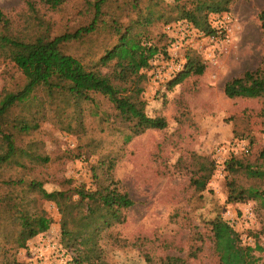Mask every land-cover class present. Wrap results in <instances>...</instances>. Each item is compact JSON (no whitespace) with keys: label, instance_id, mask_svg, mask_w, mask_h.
<instances>
[{"label":"rangeland","instance_id":"374dc122","mask_svg":"<svg viewBox=\"0 0 264 264\" xmlns=\"http://www.w3.org/2000/svg\"><path fill=\"white\" fill-rule=\"evenodd\" d=\"M30 1L36 3L34 13ZM178 1L184 0H139L133 7L134 0H110L95 32L63 45L67 53L96 64L116 42L114 27L124 29L144 17L146 6L163 12L148 32L152 36L165 33L171 40L167 53L152 60L148 78L141 83V97L146 113L164 117L167 126L147 129L125 142L129 124L107 97L96 94L81 106L52 110L42 92L38 102L18 106L14 113H28L44 102L46 115L40 128L19 135L18 144L27 148L37 144V151L48 156L49 162L0 170V209L9 191L4 180L11 176L40 180L48 191H70L81 185L95 189V170L103 179L111 174L134 200L125 211V222L103 232L114 237V241L103 240L109 264H150V259L157 261L168 254L186 258V264H219L210 224L217 216L234 227L244 244L261 247L255 255L264 264V204L253 199L228 200L230 180L263 189L264 181L250 179L242 170L230 173L225 163L238 156L264 165V97L230 98L224 91L228 80L262 62L264 36L258 13L264 0H231L228 11L208 13V23L215 29L212 34L186 18L176 19L178 9L173 5ZM0 8L13 21L14 31L24 28L28 35L45 27L41 24L50 28L52 36L74 31L93 16L88 0H66L57 9L41 0H0ZM192 60L204 64V72L171 85ZM24 83L13 62L0 64V93L18 90ZM203 177H209L204 186L194 183ZM41 206L46 210L47 230L26 247L15 248L17 229L7 226L0 232V264H74L76 251L62 240L59 206L44 199ZM194 251L197 255L192 257Z\"/></svg>","mask_w":264,"mask_h":264},{"label":"trees","instance_id":"16d2710c","mask_svg":"<svg viewBox=\"0 0 264 264\" xmlns=\"http://www.w3.org/2000/svg\"><path fill=\"white\" fill-rule=\"evenodd\" d=\"M65 1L41 0L53 9ZM109 1L88 0L93 8L89 23L74 31L53 36L50 28L44 24L41 25L45 27L33 35L24 33V28L14 31L13 21L0 8V64L4 61L13 62L25 77V83L18 90L5 89L0 93V170L6 167L28 169L29 163L49 162L48 156L37 151V144L29 148L18 144L19 135H28L40 128L46 115L44 102L49 109L61 110L66 105L78 107L84 101H93L96 94L107 97L119 111L122 121L129 124L131 132L125 142L147 129H163L167 126L164 117H152L146 113V102L141 97L144 90L141 83L148 78L147 71L152 68V60L159 54L167 53L171 40L165 33L152 36L148 32V26L163 16V12L159 14L152 6H146L144 17L132 21L124 29L121 26L114 27L116 42L106 49L96 64L86 63L63 48L64 44L81 40L99 28L103 8ZM138 3L139 0H134L133 7L138 6ZM230 3L231 0H184L176 2L173 8L178 9L179 18L176 19L186 18L197 28L212 34L215 29L208 23V13L228 11ZM35 4L33 1L29 3L32 13L37 11ZM188 4H192V7H188ZM258 17L264 36V8L259 11ZM204 70V64L192 60L171 85L181 82L189 74L200 75ZM224 91L230 98L264 97V56L258 68L228 80ZM42 92L47 99L43 105L28 113H14L18 106L38 102ZM78 119L83 124L82 119ZM261 155L264 160V149ZM26 158L29 162L24 161ZM113 162L110 161V168H113ZM225 163L230 173L242 170L250 179L264 181V165H254L238 156L230 157ZM93 172L97 182L95 189L81 185L70 191H48L43 182L35 178L26 180L11 176L5 179L9 191L1 201L0 232L13 224L17 229L13 247H26L30 239L47 230V214L41 201L51 200L59 206L62 215V240L66 247L76 251L74 264H109L105 258L106 243L103 240L108 238L114 241V237L111 232H103L125 222V211L134 205V200L111 174L103 179L95 170ZM207 178H196L194 183L204 186ZM228 186L229 201L253 199L264 204V189L261 186L252 184L244 187L234 179L229 181ZM16 190H20V194ZM210 224L219 264H259L255 255V250L261 248L258 244H244L239 233L221 216L215 217ZM190 254L192 257L197 255L195 251ZM149 262L186 264L187 260L179 255L168 254L157 261L150 259Z\"/></svg>","mask_w":264,"mask_h":264},{"label":"crops","instance_id":"0c3cea01","mask_svg":"<svg viewBox=\"0 0 264 264\" xmlns=\"http://www.w3.org/2000/svg\"><path fill=\"white\" fill-rule=\"evenodd\" d=\"M264 8V7H263Z\"/></svg>","mask_w":264,"mask_h":264}]
</instances>
